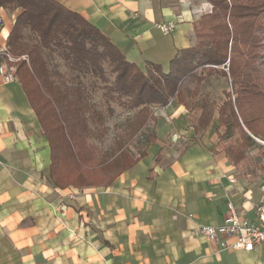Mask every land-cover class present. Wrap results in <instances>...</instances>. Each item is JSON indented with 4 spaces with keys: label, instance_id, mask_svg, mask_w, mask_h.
<instances>
[{
    "label": "crops",
    "instance_id": "crops-1",
    "mask_svg": "<svg viewBox=\"0 0 264 264\" xmlns=\"http://www.w3.org/2000/svg\"><path fill=\"white\" fill-rule=\"evenodd\" d=\"M54 1L137 66L193 46L194 25L208 9L196 0ZM19 13L0 8V54ZM162 24L173 25L172 32L162 33ZM159 111L165 119L157 117L147 155L111 185L58 189L48 178L50 147L26 92L17 77L5 82L0 75V264H264V242L233 250L190 235L198 225L220 226L228 203L253 220L255 201L239 197L241 184L230 181L237 167L212 152L210 129L196 135L175 100ZM181 143L187 146L179 149Z\"/></svg>",
    "mask_w": 264,
    "mask_h": 264
},
{
    "label": "trees",
    "instance_id": "trees-1",
    "mask_svg": "<svg viewBox=\"0 0 264 264\" xmlns=\"http://www.w3.org/2000/svg\"><path fill=\"white\" fill-rule=\"evenodd\" d=\"M205 1L212 9L194 25L195 44L177 50L167 71L149 61L141 71L95 26L56 1L0 0V8L20 10L6 42V53L16 60L0 54V63L14 67L47 137L48 178L56 188L89 186L95 174L105 179L102 186L111 185L147 155L157 139L154 110L174 100L187 110L196 135L212 124L216 134L224 127L227 142L218 151V135L212 152L234 167L245 162L254 138L264 142V85L257 66L264 0ZM216 74L229 83L220 104L201 96L203 81ZM95 91H101L100 103L92 100ZM113 106L133 114L102 151L97 143L109 131L105 122ZM150 122L146 145L134 158L130 145Z\"/></svg>",
    "mask_w": 264,
    "mask_h": 264
},
{
    "label": "rangeland",
    "instance_id": "rangeland-1",
    "mask_svg": "<svg viewBox=\"0 0 264 264\" xmlns=\"http://www.w3.org/2000/svg\"><path fill=\"white\" fill-rule=\"evenodd\" d=\"M197 3H201L203 6H206L205 11H203V14L210 13L211 11V5L207 3L205 0H196ZM202 14V15H203ZM264 16V13L262 14ZM261 24L264 25V19L261 20ZM259 42H261V46L259 48L260 57L257 58V66L260 71V76L262 78V84L264 85V27L262 29V32L259 34ZM171 60V59H170ZM167 60L163 63H156L161 65L164 71H167L169 69V61ZM61 71H65L64 67L62 65H59ZM141 71H145V64H142L141 66H138ZM227 70V69H226ZM227 73V71H226ZM85 80V79H84ZM86 82V80H85ZM187 86L189 88L193 87V83H187ZM229 88V83L225 81L224 78H222L220 75L216 74L212 77H209L203 81L201 84V96L207 95L211 100H215L218 104H220L223 100V90ZM92 100L94 102L100 103L101 102V91H95L92 94ZM115 113L112 117H109L106 119L105 125L109 128V131L107 135L104 137L103 141L98 142V146L102 151L108 150L113 143V140L115 136L120 133L123 129L122 126L124 122L133 114L132 112L129 113L125 110H122L118 108L117 106H113ZM155 115L158 117H163L161 111L159 109L154 110ZM162 115V116H161ZM199 115V111L194 110L192 113L193 120H196ZM164 118V117H163ZM165 119V118H164ZM159 128H158V135L160 137H164L166 134L165 129V123L162 119L159 121ZM152 127V122H150L147 127L143 129V131L134 137V141L131 143L130 148L134 155V158L138 156L139 150L143 149L146 145L145 140L148 134L150 133ZM215 124H212L210 126V132L211 133V145L218 143L217 136L221 135V145L217 146V150H221L222 146L227 142L225 139L224 127H220L216 134ZM219 133V134H218ZM256 139V138H255ZM258 140V139H257ZM168 143V146H171L172 144H169V140H166ZM256 144L251 145L247 149V158L244 163L239 165L237 168H235L234 173L232 175V179L230 180L233 184L234 182L238 181L241 186L244 193L239 192L240 198H245L246 194H249L251 197V200L255 201L253 204V211H254V205L257 202H264V142L256 141ZM261 142V143H260ZM187 144V143H186ZM184 143L179 144L178 146L180 148H184L187 145ZM108 173L106 174V176ZM105 179L99 174H95L94 176H91L89 179V183L85 187L81 188H75L71 185H69L66 188L69 189H77L79 191L84 189H93V188H101L104 187ZM102 182V183H101ZM247 199V198H245ZM264 245V244H263Z\"/></svg>",
    "mask_w": 264,
    "mask_h": 264
},
{
    "label": "built area",
    "instance_id": "built-area-1",
    "mask_svg": "<svg viewBox=\"0 0 264 264\" xmlns=\"http://www.w3.org/2000/svg\"><path fill=\"white\" fill-rule=\"evenodd\" d=\"M173 28V25L159 26L164 34H169ZM1 54L10 62L16 60L6 52H1ZM0 75L5 82L16 79L14 67L10 66L7 61L0 63ZM244 213L243 206L242 210H237L233 204L228 203L226 215L220 226L198 225L190 230V235L207 239L213 243L222 240V246L233 250L253 251L264 242V202L260 201L254 205L255 218L253 220L247 219Z\"/></svg>",
    "mask_w": 264,
    "mask_h": 264
},
{
    "label": "water",
    "instance_id": "water-1",
    "mask_svg": "<svg viewBox=\"0 0 264 264\" xmlns=\"http://www.w3.org/2000/svg\"><path fill=\"white\" fill-rule=\"evenodd\" d=\"M254 140L259 141V140L255 139V138H254ZM260 143H261V142H260Z\"/></svg>",
    "mask_w": 264,
    "mask_h": 264
}]
</instances>
